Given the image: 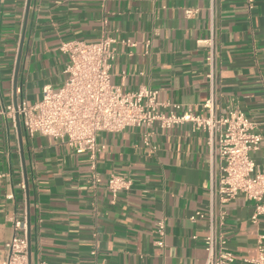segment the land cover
<instances>
[{
  "label": "crops",
  "instance_id": "crops-1",
  "mask_svg": "<svg viewBox=\"0 0 264 264\" xmlns=\"http://www.w3.org/2000/svg\"><path fill=\"white\" fill-rule=\"evenodd\" d=\"M27 2L0 0V257L16 220L26 217L28 226L30 216L32 264H89L94 250L99 264H206L208 224L192 217L210 203L207 132L191 123L100 132L105 148L95 184L86 153L52 137L30 139L23 126L21 140L18 114L15 121L7 107L34 103L46 84L63 82V41H97L106 33L117 40L113 84L157 89L160 101L203 116L210 114L204 106L210 98L216 116L242 109L260 124L263 141L252 155L264 170V0L253 8L246 0H31L28 13ZM185 8L197 12L187 18ZM213 34L214 87L209 49L199 42ZM111 174L131 179V189L115 198L107 187ZM254 206L244 195L224 206L220 233L237 261L255 257L264 235V216L251 221ZM160 220L166 223L163 247L156 244Z\"/></svg>",
  "mask_w": 264,
  "mask_h": 264
},
{
  "label": "built area",
  "instance_id": "built-area-1",
  "mask_svg": "<svg viewBox=\"0 0 264 264\" xmlns=\"http://www.w3.org/2000/svg\"><path fill=\"white\" fill-rule=\"evenodd\" d=\"M253 8L255 0H246ZM197 8H185L184 15L191 18ZM209 49L207 74L214 87L217 69V46L215 35L199 40ZM117 40L106 33L97 41L70 39L63 41L59 50L66 54L68 63L64 70L66 78L59 85L46 84L41 99L34 103L22 100L15 108L7 107L16 121L20 116L28 138L37 135L52 137L67 144L76 154L86 153L95 184L101 181L97 169V156L105 148L98 140L100 132H121L128 127L158 124L167 129L191 123L196 131L207 132V146L211 166L209 187L210 203L206 211H197L193 220L204 219L208 234L204 241L207 251L206 264H264V235L258 240V254L237 261L220 233L227 211L225 204L240 195L255 202L251 216L258 223L264 216V170L252 153L260 149L263 134L259 122L240 108H232L226 115L216 116L212 111L214 98L204 106L211 109L208 116L195 113L182 104L163 102L159 91L142 86L125 91L111 81L116 59ZM149 144V135L145 136ZM132 180L120 174H111L107 187L116 198L120 192L130 190ZM165 220L157 222L160 239L156 244L165 246ZM15 234L6 244V254L0 264H30L28 226L26 217L16 220ZM89 264H99L97 251L92 253ZM33 264H50L40 259Z\"/></svg>",
  "mask_w": 264,
  "mask_h": 264
},
{
  "label": "water",
  "instance_id": "water-1",
  "mask_svg": "<svg viewBox=\"0 0 264 264\" xmlns=\"http://www.w3.org/2000/svg\"><path fill=\"white\" fill-rule=\"evenodd\" d=\"M30 5H31V0H28V2H27V13L29 12ZM23 45H24V38L21 41V48H20V52H19V55H18V61H17L16 71H15V79H14V89H15V91L17 90V86H18V76H19V70H20V62H21V57H22V47H23ZM17 120H18L19 135H20V138L22 140V125H21V121H20V116L19 115L17 116ZM22 150H23V147H22ZM23 160L25 162L24 155H23ZM25 178H26L27 194L29 196V183H28L27 173H25ZM28 244H29V263L32 264V248H31V246H32V238H31L30 216L28 218Z\"/></svg>",
  "mask_w": 264,
  "mask_h": 264
}]
</instances>
